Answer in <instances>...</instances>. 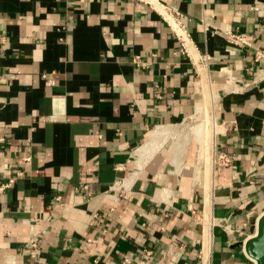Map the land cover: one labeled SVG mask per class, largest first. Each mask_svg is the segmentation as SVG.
Instances as JSON below:
<instances>
[{
    "label": "crops",
    "instance_id": "obj_1",
    "mask_svg": "<svg viewBox=\"0 0 264 264\" xmlns=\"http://www.w3.org/2000/svg\"><path fill=\"white\" fill-rule=\"evenodd\" d=\"M160 1L183 16L188 55L136 0H0V186L13 180L0 264H135L144 251V264H254L241 245L264 212V0ZM201 80L216 96L208 177L175 130Z\"/></svg>",
    "mask_w": 264,
    "mask_h": 264
},
{
    "label": "built area",
    "instance_id": "obj_2",
    "mask_svg": "<svg viewBox=\"0 0 264 264\" xmlns=\"http://www.w3.org/2000/svg\"><path fill=\"white\" fill-rule=\"evenodd\" d=\"M140 3H144L146 5H148L151 9H153L154 11H156L160 17L169 25L172 33L175 35L176 39L178 40V42L180 43L183 52L188 55V43H189V37L186 34V31L183 27V25L181 24V18H183V16L176 11L175 9H172L166 5H164L163 3H161L160 0H136ZM202 9H204L206 7V5L208 4L209 0H194ZM202 28H203V32L204 33H208L210 30V27L208 24L202 22ZM225 38L226 41L230 44L233 45L237 48H242V49H250L252 47L251 43L247 41V39L245 38V36L237 34V33H225ZM5 44V39L3 37H0V55H1V51H2V47ZM262 58H264V49H257L255 54H254V61L258 62L260 61ZM208 57L204 56L202 58L203 62H207ZM45 78V77H44ZM47 84H52L51 81H46ZM25 162L29 161V158L24 159ZM229 163V161L227 159H225V157H220V161H219V165H223V166H227ZM117 170H120V167H116ZM13 183V180H10L7 184L5 185H1L0 186V192L3 191L4 189L8 188L11 184ZM116 192H121L124 187L122 184H119L116 188H115ZM84 191H87V187L85 186L83 188ZM91 197V195L88 193L86 196V199H89ZM59 200V199H57ZM199 223L202 224L203 222L205 224H212L213 223V219L210 218V221L206 220V218L202 215L199 219H198ZM215 222V221H214ZM217 224L221 225L223 227V229L227 232V233H231V230L229 228L228 225L225 224V220H219L216 222ZM31 247H32V254H36L37 253V248L36 245L34 243L31 242ZM150 255L151 253L148 251H144L143 252V257H141V259H139L138 261L135 262V264H144L145 261H147L148 259H150ZM132 257H124L122 264H132Z\"/></svg>",
    "mask_w": 264,
    "mask_h": 264
},
{
    "label": "bare ground",
    "instance_id": "obj_3",
    "mask_svg": "<svg viewBox=\"0 0 264 264\" xmlns=\"http://www.w3.org/2000/svg\"><path fill=\"white\" fill-rule=\"evenodd\" d=\"M188 46H190V45H188ZM198 70L200 71V69H198ZM199 74H200V72H199ZM204 78H205V76H204ZM204 81L201 80V82H204ZM208 82L209 81H207V84L204 82L203 84L201 83L200 86L199 85L197 86L198 88H197L196 92L201 97V99L206 101V103L204 101L203 102L205 104H203L202 102L197 103V107L195 110H196V114H198V116L200 117L199 118L200 122L198 125H196L193 128V131H192L194 134L195 142L198 146V160L202 161L205 164V166H206V172L205 173H206L207 177L210 176V174H211L210 151H212L211 150V148H212L211 147L212 146V136H213L212 134H213V126L215 125L214 124V116H213V106H215L214 101L216 100V96H215L213 90L211 89V87L209 86ZM177 140H178L177 141L178 144L181 143L182 147L187 142L184 139L180 140L177 138ZM182 141H184L185 143L182 144ZM157 143L158 142H155L154 140H150L147 145H145L144 147H142L141 149L138 150L137 154L139 157V159H138L139 161L135 165L138 168V170L142 166H144L145 161H147V159H149L150 156H152V154L154 152H156V150L159 147V144H157ZM173 153L175 156L176 151H173ZM128 177H129L128 180L127 181L125 180V182H123L124 184H122L124 188H128L129 184H131V182L135 178V174H130Z\"/></svg>",
    "mask_w": 264,
    "mask_h": 264
},
{
    "label": "water",
    "instance_id": "obj_4",
    "mask_svg": "<svg viewBox=\"0 0 264 264\" xmlns=\"http://www.w3.org/2000/svg\"><path fill=\"white\" fill-rule=\"evenodd\" d=\"M241 246L254 264H264V212L257 220L255 234Z\"/></svg>",
    "mask_w": 264,
    "mask_h": 264
},
{
    "label": "rangeland",
    "instance_id": "obj_5",
    "mask_svg": "<svg viewBox=\"0 0 264 264\" xmlns=\"http://www.w3.org/2000/svg\"><path fill=\"white\" fill-rule=\"evenodd\" d=\"M214 92V91H213ZM199 99H200V101L199 102H202L203 104H205L206 103V101L205 100H203V99H201V97L199 96ZM205 103H204V102ZM208 104V103H207ZM206 104V105H207ZM200 117L198 116V114H196V112H195V114H194V116L191 118V119H188V120H186V121H184V122H182L180 125H178V126H176L175 127V130L178 132V134L180 135V137H178V139H180V140H189V142H190V144H191V146L193 147V150H194V152L196 151L197 152V150H198V146H197V144H196V142H195V139H194V134H193V128L196 126V125H198L199 124V122H200V119H199ZM191 132V133H190ZM162 133H163V131L162 130H156V132H155V136H154V138L152 139V140H154L155 142H157V140L160 138V136L162 135ZM178 143V142H177ZM183 143H185L184 141H183ZM182 143V144H183ZM158 144V143H157ZM178 146L180 145L181 146V143L180 144H177ZM179 148V147H178ZM175 151H178L177 149H175ZM178 153H179V151H178ZM178 153H177V155H178ZM176 155V156H177ZM195 156H196V153H195Z\"/></svg>",
    "mask_w": 264,
    "mask_h": 264
}]
</instances>
